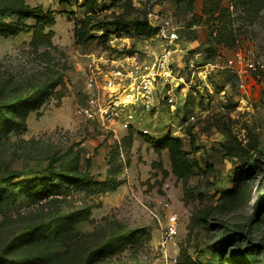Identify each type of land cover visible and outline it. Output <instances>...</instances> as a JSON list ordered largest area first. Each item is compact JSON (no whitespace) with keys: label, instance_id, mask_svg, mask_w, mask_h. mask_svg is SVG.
I'll return each instance as SVG.
<instances>
[{"label":"rangeland","instance_id":"374dc122","mask_svg":"<svg viewBox=\"0 0 264 264\" xmlns=\"http://www.w3.org/2000/svg\"><path fill=\"white\" fill-rule=\"evenodd\" d=\"M24 1L50 13L55 24L44 28L50 39L39 43L33 42L32 29L0 36V93L11 98L29 87L48 88L43 101L15 115L9 133L0 121V178L14 171H38L30 179L51 178L45 169L53 157L71 153L77 155L78 171L90 178L53 182L60 185L57 192L5 194L0 264L7 259L23 264L19 260L29 255L35 264H78L115 231L136 238L116 246L108 264H181L183 253L197 264H264V72L237 77L216 67L219 55L223 61L247 51L264 61V25L244 14L240 0L221 1L228 9L224 23L217 19L219 10L207 13L204 0H96L93 24L122 20L129 33L96 25L95 39L77 46L75 23L91 15L86 0ZM164 15L173 19L180 40L171 84L159 104L150 112L137 109L127 130L84 124L77 107L84 102L88 56L142 60L146 41L155 37L139 36L132 24L153 28ZM211 27L225 38L211 37ZM143 135L155 142L183 141L199 165L186 188L172 174L168 152H157ZM52 166L58 171V163ZM173 217L176 233L170 235ZM72 219L73 227L63 230ZM47 220L52 224L44 238L9 249L25 229H38Z\"/></svg>","mask_w":264,"mask_h":264},{"label":"trees","instance_id":"16d2710c","mask_svg":"<svg viewBox=\"0 0 264 264\" xmlns=\"http://www.w3.org/2000/svg\"><path fill=\"white\" fill-rule=\"evenodd\" d=\"M121 1V0H118ZM126 1V0H125ZM222 0H204L208 12L217 13V19L219 23L226 21L227 8L221 7ZM61 2H68V0H61ZM240 6L243 9L244 14L251 20L253 17L259 20L264 25V0H240ZM85 8L89 10L90 16L85 19L76 21L74 29L75 45L86 46L92 42L95 38L91 35L96 25L103 28H109L114 26L118 32L124 34L129 33V26L126 22L119 20L115 23L105 22L93 24L95 16V8L97 5L96 0H86ZM34 21L33 26H28L26 21ZM55 20L50 13H44L41 8H31L25 4L24 0H0V36H18L22 32L29 29L33 30V42L39 43L43 39H50V33L44 34V28L48 26H54ZM136 33L139 36H153L156 34V30L151 28L147 22L136 21L132 24ZM214 27H211L210 36H218L224 39L223 35L218 33ZM234 35V34H232ZM235 39L229 47L234 46ZM48 85L34 88L29 87L25 89L24 93H19L15 97L5 98L0 93V121L1 126L9 133L10 129L15 125V115L24 109L27 105L33 104L36 101H43L44 96L47 94ZM191 134V131H189ZM144 138L151 143L157 152L167 151L169 154L170 165L172 174L183 183L184 188L187 187L189 180L195 175L199 165L197 161L190 157V154L184 149V143L181 139L175 137H168L165 140L155 142L150 139L149 136L143 135ZM191 144H194V139L191 138ZM58 163V171L53 168V164ZM51 174V178L30 179L29 176L36 174L38 171H14L9 172L0 178V201L3 196L8 192L13 194L14 192H20L24 195L36 193L39 190L44 191H59L60 185L53 182H66L68 184H74L76 182H86L89 180L90 175L86 172L78 171V158L76 154H69V156H55L52 159V164L45 169ZM242 171L238 169V173ZM21 180L20 182H18ZM104 184H97V187L103 188ZM42 194V193H40ZM261 207H264V197L261 199ZM61 218V217H58ZM75 219L68 224L62 225V229L65 231L70 230L73 227ZM52 221H44L38 229H25L21 235H19L9 247V249L26 248L35 243L36 238H44L45 232L48 230ZM45 233V234H44ZM136 237H132L130 232L115 231L111 233L106 241L102 245L90 251L88 257L80 261L78 264H108L105 263V259L116 253V246L123 245L126 241H134ZM233 236L227 239L230 241ZM28 248V247H27ZM181 264H197L193 261L187 253H183ZM36 258L33 255H29L28 258L19 260L23 264H35ZM8 262L9 259L2 261L3 264Z\"/></svg>","mask_w":264,"mask_h":264},{"label":"built area","instance_id":"2783aa9c","mask_svg":"<svg viewBox=\"0 0 264 264\" xmlns=\"http://www.w3.org/2000/svg\"><path fill=\"white\" fill-rule=\"evenodd\" d=\"M152 27L156 34L149 42L158 44L153 46L146 41L142 60L134 56L112 60L105 54L88 56L82 70L84 102L77 107V115L84 124L108 123L127 130L134 125L137 109L150 112L159 104L158 97L171 84L170 66L175 61L180 37L173 19L166 15ZM218 60L216 67L233 76L264 72V61L254 51L236 53L223 61L219 55ZM168 233H176V217L171 219Z\"/></svg>","mask_w":264,"mask_h":264}]
</instances>
